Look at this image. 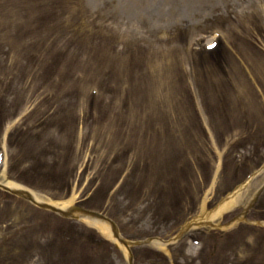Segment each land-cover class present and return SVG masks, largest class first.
Returning <instances> with one entry per match:
<instances>
[{
	"label": "rangeland",
	"instance_id": "374dc122",
	"mask_svg": "<svg viewBox=\"0 0 264 264\" xmlns=\"http://www.w3.org/2000/svg\"><path fill=\"white\" fill-rule=\"evenodd\" d=\"M77 1L79 0H63V4L54 8L58 14L55 21L60 24L61 32L65 35L61 38V42L67 36L73 41V46L70 48L71 54L66 55L68 59H71L70 64L64 71L50 76L49 83L38 85L37 89L32 92L33 94H29L28 100H24L25 102L22 103V106L26 107L25 112L33 111L39 107L41 101L44 102L43 99H47L49 95L52 96L51 106L46 103L43 110L38 111L33 116L38 119L39 125L33 138L28 140L25 147L26 159L24 163L41 159L43 154L38 151V147L42 143L50 146L51 149L60 148L68 156L73 141L90 134L88 136L89 143L85 148L89 159L82 163L77 178L71 183L72 191L76 198L82 196V200L86 201V198L93 197L97 200L96 204L101 205L104 197L107 196L109 187H112V195H109L105 213L123 216L125 212L122 209L129 206L135 208L137 205L128 204L129 196L133 194L137 196V193L131 192L126 185H133L137 189L136 185L140 181L141 175L139 178L134 177L135 165L130 168L131 161H138V156L135 155L132 160L131 156L128 158V155H125L124 146L120 142L123 136L121 119L122 117L129 118L130 121L143 128V130L126 128L130 134L124 136L133 148L141 140L146 141L150 146L151 139L154 137H157V140L167 138L166 135H159V123L154 121L155 113L162 112V108L159 110L158 105L153 102L154 95L151 87L162 84L168 85L163 77L155 74V72L160 71L155 67L164 58L162 54L167 49L173 52L177 50L179 54L183 49L189 51L203 49L207 43L213 40V31H221V28L217 26L218 23H222L224 33L221 31L220 35L223 37L224 43H227L228 36L235 33L234 28L230 25L233 19L232 15L234 17H250L253 21L264 23V0H82L84 10L79 12V20L72 15L75 12L73 4ZM189 9L196 11V13L189 12ZM16 12L17 9L5 19V22L9 24ZM256 14L262 16L259 15V17ZM219 15L225 17L221 21L215 22ZM238 20L235 21V28L240 26L241 22ZM8 24L5 28L11 30L10 33H14L13 28L8 27ZM174 32H179V34L171 38ZM237 32L238 34L241 33L239 30ZM4 33V31H0L1 37H4ZM261 34L264 37V29ZM48 38V33L42 36L44 41ZM13 41L12 38L3 39L0 43V52L12 45ZM28 43L33 45L35 41L30 39ZM1 73L0 71V82L4 79ZM76 76L79 81L80 76H82L80 83L74 81ZM89 76L95 79L91 89L96 92V97L91 95L90 88L86 89L85 87L80 96L84 105L85 103L88 105L90 98H92L99 108L91 119H86L87 122L94 123V127L86 128L83 126L75 132L72 120L74 117H82L84 111L76 116L69 117V114L77 112L82 107V105L76 104V99H79L76 93L79 84H81L82 89L83 77L89 78ZM173 83V81H169L172 87ZM7 92V88L1 89L0 87L2 95ZM63 93L66 94L60 98L61 101H56L55 98ZM135 94H138L140 98L143 97L145 110L159 112H152L145 119L138 109L134 108L133 96ZM74 95H76L75 98H73ZM13 96V94L4 96L0 104L10 110L8 98ZM34 98L37 100L33 101ZM188 98L186 94L185 99ZM115 105L116 109H114ZM149 122H153L154 126H151ZM174 123L181 128L182 133L185 131L180 121ZM97 124L107 125L109 132L105 133L103 128L97 127ZM238 132L239 130L235 134ZM212 142V156L216 153L213 149L220 154L222 143L220 145L217 139L212 140ZM12 146H15V141ZM230 146L228 157L232 151L238 150L240 145L231 143ZM178 149L182 151V146L178 145ZM171 150L172 153L177 152L174 144L171 145ZM9 152V147H0V156L3 158L6 155L8 157ZM64 154H61L60 161ZM243 154L249 155L244 156L237 173L238 176L249 165L260 159L261 155L259 154L262 152L253 150L252 152L245 151ZM7 161L6 163L3 161L0 165V179L7 176L10 166L9 157ZM228 162L230 163L229 160ZM68 172L65 166L60 170V173L64 175ZM121 173V179L115 184ZM46 181L45 179L42 183ZM263 184L264 172L250 181L231 211H229L230 209L227 210L223 213L224 215L222 214V217H217L214 221L221 224L234 214H240L243 207L247 205ZM47 186H50L49 189H52L53 192L59 193L60 186L58 184L51 183ZM64 193L65 191L59 197H63ZM144 195L147 196L145 201L149 197L158 206L161 204L154 191L146 192ZM26 204L25 201L8 197L3 191L0 192V240H4L6 246L4 252L8 259L11 258L9 250L16 246L18 247V259L21 258L23 262L29 261L30 256L36 257L26 264H82L81 262L86 260L93 262V264H128V258L123 247L113 245L119 252L118 254L103 245L95 248L90 239H87L89 244L82 242L83 226L91 229L86 220H73L74 222L61 225L56 219H50V215L34 209L28 210L25 207ZM141 205L140 202L139 206ZM145 207L146 205H143L141 213L134 218H117L120 227L125 226L123 230L125 232L127 230L126 233H130V236H136L138 239L140 236L142 239L161 237L164 240L176 234L178 230L173 229L171 225L161 226L160 222L154 225L153 216L150 218L149 213L144 210ZM199 207L200 205L198 210ZM263 214H255L252 211L250 216L261 220L264 217ZM137 220L138 223L135 225ZM125 221L131 222L132 227H128ZM259 222L263 223V221ZM52 228L54 230L51 232ZM213 231L205 227L192 229L186 237L174 244L162 246L153 242L151 245L141 246L143 251L151 252H144L149 253L150 260L147 263L139 262L137 264H213L214 262L218 264H264L259 260L264 258V255L258 250L264 251V231L254 230L250 226L244 227L234 224L221 232L217 231L219 232V236L217 235L219 240L208 236ZM253 232L259 233L256 236ZM73 236H76L75 240H73ZM193 237L199 240L200 244L196 245L193 242ZM103 239L113 244L110 237ZM66 245L71 248L75 246L77 251L83 249V254H78L77 259L73 257L70 259L68 254H71V250ZM198 246L202 247L198 260H190L187 254L196 252ZM47 252L49 258L41 261L40 256ZM137 257L138 260L143 259V254L139 253Z\"/></svg>",
	"mask_w": 264,
	"mask_h": 264
},
{
	"label": "bare ground",
	"instance_id": "6f19581e",
	"mask_svg": "<svg viewBox=\"0 0 264 264\" xmlns=\"http://www.w3.org/2000/svg\"><path fill=\"white\" fill-rule=\"evenodd\" d=\"M12 188H16L15 186H11ZM36 199H39L38 197H36ZM233 203H235V201H232V202H228L227 204H225V206L223 207H219L218 209H217V211L215 212V214L212 216V217H214V216H217V215H219L222 211H224V210H226L228 207H230ZM92 224H95V223H92ZM95 226V225H94ZM98 230H100V232H102V233H106V227L105 226H103V225H101V224H97L96 226H95Z\"/></svg>",
	"mask_w": 264,
	"mask_h": 264
}]
</instances>
